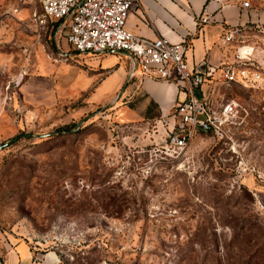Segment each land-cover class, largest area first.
<instances>
[{"label":"rangeland","instance_id":"1","mask_svg":"<svg viewBox=\"0 0 264 264\" xmlns=\"http://www.w3.org/2000/svg\"><path fill=\"white\" fill-rule=\"evenodd\" d=\"M241 1L258 18L247 54L195 95L242 115L172 157L128 63L122 94L96 100L93 53L37 0H0V256L24 242L58 264H264V0Z\"/></svg>","mask_w":264,"mask_h":264},{"label":"built area","instance_id":"2","mask_svg":"<svg viewBox=\"0 0 264 264\" xmlns=\"http://www.w3.org/2000/svg\"><path fill=\"white\" fill-rule=\"evenodd\" d=\"M37 2L43 16L56 23L57 33L67 30L65 40L76 53L122 52L128 60V76L138 69L142 77L176 85V99L164 117L166 130L160 150L163 154L175 157L196 134H217L223 126L242 115L241 108L231 99L216 107L205 96L195 95L203 82L212 76L213 69L199 70L189 66L184 41L170 42L162 36L145 38L125 27L128 11L136 0ZM241 7L246 8L247 3L242 2ZM223 75L228 81L234 80L233 72L228 68Z\"/></svg>","mask_w":264,"mask_h":264},{"label":"crops","instance_id":"3","mask_svg":"<svg viewBox=\"0 0 264 264\" xmlns=\"http://www.w3.org/2000/svg\"><path fill=\"white\" fill-rule=\"evenodd\" d=\"M241 0H136L130 7L125 27L145 38L162 36L170 42L184 41L185 59L199 70L213 69L212 76L222 72L229 62L245 56L239 48L238 34L255 23L257 14L241 7ZM260 15V14H259ZM260 17V16H259ZM205 18V21H201ZM128 60L122 52L105 51L87 60L96 100H108L127 79ZM133 75L142 95L152 102L158 117L164 118L176 99L172 82ZM128 81V80H127ZM136 82V81H135ZM127 83V82H126ZM129 85V84H128ZM35 259V262H32ZM0 264H58L54 254H38L35 247L14 242L5 248Z\"/></svg>","mask_w":264,"mask_h":264},{"label":"water","instance_id":"4","mask_svg":"<svg viewBox=\"0 0 264 264\" xmlns=\"http://www.w3.org/2000/svg\"><path fill=\"white\" fill-rule=\"evenodd\" d=\"M127 80H128V77H127L126 81L123 83V85H122V87L120 88V90L118 91V93H117V95H116V97H115L116 99L122 94L123 89H124V87H125V85H126ZM9 142H10V141H9ZM9 142H5V143L1 144V145H0V149H1L3 146H5L6 144H8Z\"/></svg>","mask_w":264,"mask_h":264},{"label":"trees","instance_id":"5","mask_svg":"<svg viewBox=\"0 0 264 264\" xmlns=\"http://www.w3.org/2000/svg\"><path fill=\"white\" fill-rule=\"evenodd\" d=\"M54 24V27H55V25H56V23H53ZM151 104H152V102L151 101H149ZM154 107V106H153ZM157 114V113H156ZM157 117H158V115H157Z\"/></svg>","mask_w":264,"mask_h":264}]
</instances>
